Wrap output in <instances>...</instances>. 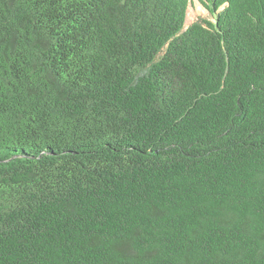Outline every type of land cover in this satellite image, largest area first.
<instances>
[{"label": "trees", "instance_id": "1", "mask_svg": "<svg viewBox=\"0 0 264 264\" xmlns=\"http://www.w3.org/2000/svg\"><path fill=\"white\" fill-rule=\"evenodd\" d=\"M0 0V264H264V0Z\"/></svg>", "mask_w": 264, "mask_h": 264}, {"label": "rangeland", "instance_id": "2", "mask_svg": "<svg viewBox=\"0 0 264 264\" xmlns=\"http://www.w3.org/2000/svg\"><path fill=\"white\" fill-rule=\"evenodd\" d=\"M204 18L213 20L211 12L199 0H191L188 7L186 26Z\"/></svg>", "mask_w": 264, "mask_h": 264}]
</instances>
